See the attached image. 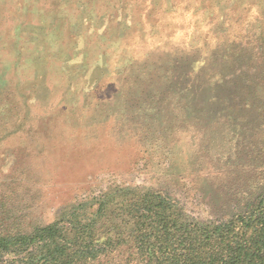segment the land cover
Returning <instances> with one entry per match:
<instances>
[{"label": "rangeland", "instance_id": "1", "mask_svg": "<svg viewBox=\"0 0 264 264\" xmlns=\"http://www.w3.org/2000/svg\"><path fill=\"white\" fill-rule=\"evenodd\" d=\"M261 74L264 0H0V115L41 176L0 180L8 210L40 224L154 186L211 219L244 193Z\"/></svg>", "mask_w": 264, "mask_h": 264}, {"label": "trees", "instance_id": "2", "mask_svg": "<svg viewBox=\"0 0 264 264\" xmlns=\"http://www.w3.org/2000/svg\"><path fill=\"white\" fill-rule=\"evenodd\" d=\"M258 78L264 83L263 74ZM257 96L243 103L250 139L239 174L245 194L235 195L211 219L188 215L160 187L144 186L109 189L38 224L28 216L12 217L8 186L0 183V264H264V88ZM10 125L0 115V180H39V172L29 169L34 162L21 135L6 137ZM223 163L208 169L233 168ZM7 255L13 259L5 260Z\"/></svg>", "mask_w": 264, "mask_h": 264}]
</instances>
